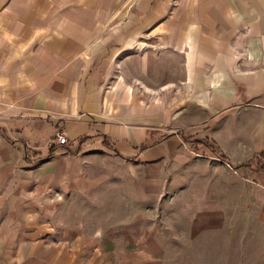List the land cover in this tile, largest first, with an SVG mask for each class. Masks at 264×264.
I'll return each instance as SVG.
<instances>
[{"label": "crops", "instance_id": "0c3cea01", "mask_svg": "<svg viewBox=\"0 0 264 264\" xmlns=\"http://www.w3.org/2000/svg\"><path fill=\"white\" fill-rule=\"evenodd\" d=\"M161 199L264 241V0H0V264L150 255Z\"/></svg>", "mask_w": 264, "mask_h": 264}, {"label": "rangeland", "instance_id": "374dc122", "mask_svg": "<svg viewBox=\"0 0 264 264\" xmlns=\"http://www.w3.org/2000/svg\"><path fill=\"white\" fill-rule=\"evenodd\" d=\"M157 206L154 232L159 241H156L155 251L150 255L128 256L126 264H264V241H260V231L244 229L247 222L257 225L258 215L247 219L243 214L220 215L217 235L208 230L197 236L192 231L195 229L186 225L179 214H164L163 199ZM252 233L254 236L250 235Z\"/></svg>", "mask_w": 264, "mask_h": 264}, {"label": "built area", "instance_id": "2783aa9c", "mask_svg": "<svg viewBox=\"0 0 264 264\" xmlns=\"http://www.w3.org/2000/svg\"><path fill=\"white\" fill-rule=\"evenodd\" d=\"M53 142L58 143L59 145H65L68 142V138L63 129H57L53 138Z\"/></svg>", "mask_w": 264, "mask_h": 264}]
</instances>
